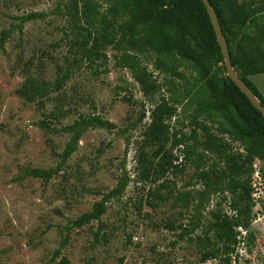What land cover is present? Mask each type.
Wrapping results in <instances>:
<instances>
[{
  "label": "rangeland",
  "instance_id": "374dc122",
  "mask_svg": "<svg viewBox=\"0 0 264 264\" xmlns=\"http://www.w3.org/2000/svg\"><path fill=\"white\" fill-rule=\"evenodd\" d=\"M71 3L0 0V32L11 30L0 48V264H219L221 256L203 259L202 252L209 248L207 237H212V211L234 213L228 193H212L198 211L191 208L194 201L183 208L172 200L179 192L194 195L202 189L198 170L223 163L212 153L199 155L203 151L199 146L184 158L179 147L173 150L179 155L174 162L178 170L156 174L144 170L149 165L140 158L152 157L153 150L141 143L150 122L149 110L161 96L172 97L167 91L172 77L153 70L150 54H140L157 82H166V87L144 95L130 71L117 65L119 51L112 45L101 49L102 56L94 63L81 60L74 41L85 32L83 28H94L83 18L71 17ZM112 5L104 0L97 8L113 16L108 12ZM30 13L39 15L22 21ZM67 68L69 77L55 87ZM179 69L190 78L195 75L185 63ZM30 79L46 83L47 94L34 100L20 97L17 89ZM173 81L175 90L182 91V82ZM176 105L171 128L190 135L191 108L186 101ZM93 114L115 126L86 128L76 150L47 182L28 174L34 167L57 166V153L69 139L68 133L47 126L59 129L81 115ZM211 130L218 133L216 125ZM219 136L229 141L226 134ZM196 138L203 139L199 128ZM230 150L242 148L230 141ZM251 168V214L248 221L241 216L247 229L236 228L239 242L231 264H264V161L255 159ZM123 175L128 183L122 194L106 201L100 221L65 228ZM160 195L169 198L160 200ZM65 235L68 239L60 246ZM56 249L60 253L54 257Z\"/></svg>",
  "mask_w": 264,
  "mask_h": 264
},
{
  "label": "trees",
  "instance_id": "16d2710c",
  "mask_svg": "<svg viewBox=\"0 0 264 264\" xmlns=\"http://www.w3.org/2000/svg\"><path fill=\"white\" fill-rule=\"evenodd\" d=\"M99 1L104 0H72L69 7L72 18H83L88 26L94 28L81 27L85 32L79 33V38L74 41L79 58L94 63L102 56L100 50L112 45L119 51L117 65L130 71L144 95H149L156 88L166 87V82H157L140 54H150L153 70L171 75L167 91L172 92V97L161 96L160 101L149 110L150 122L141 140L143 145L153 148L152 157L147 158L143 154L140 161L149 165L144 170L152 171V174L164 173L171 168L178 170V164L174 162L179 155L173 154L174 148L180 147L179 152L188 158L199 146L203 150L199 155L204 157L205 152L212 153L223 163L217 168L198 170L202 189L194 195L179 192L172 203L188 208L194 201L191 208L198 211L209 202L212 193H228L229 208L234 213L227 214L217 208L212 211L209 224L212 237H207L209 248L202 252V258L221 256L219 264H231V254L239 242L236 228L244 227L242 220L248 221L251 214V165L255 159L264 161V115L226 75L223 56L202 0H111L113 5L108 12H112L113 16L100 13L97 8ZM209 2L225 36L234 70L264 105V98L248 79L251 74L264 72V0ZM95 14H98L97 18H93ZM37 15L39 13H30L21 19L25 21ZM115 15L122 18L117 21ZM10 32V29L0 32V48ZM181 63L195 73L193 78L180 71ZM69 74L67 68L55 82V87L60 86ZM176 79L182 82V91L175 90L177 83L173 80ZM48 88L46 83L30 79L17 89V94L26 100H34L45 96ZM182 101H186L191 108L189 121L193 129L190 135L171 128L169 123L177 112L176 104ZM143 116L144 113L140 119ZM213 125H216L218 133L212 132ZM114 126V123L95 114L81 115L59 129L47 126L56 132L68 133L69 139L62 152L57 153L60 158L57 166L34 167L27 171L28 174L47 182L76 150L86 128L110 130ZM196 128L200 129L202 140L196 138ZM219 134H226L229 141ZM189 139L195 142L188 143ZM230 141L238 142L242 151L230 150ZM212 172L215 177H212ZM127 183V175L121 176L114 187L94 202L89 210L71 219L65 228L100 221L106 211V201L122 194ZM158 198L165 200L169 197L160 195ZM67 239L68 235H65L60 246H64ZM59 253L60 249H56L54 257Z\"/></svg>",
  "mask_w": 264,
  "mask_h": 264
},
{
  "label": "water",
  "instance_id": "95a60500",
  "mask_svg": "<svg viewBox=\"0 0 264 264\" xmlns=\"http://www.w3.org/2000/svg\"><path fill=\"white\" fill-rule=\"evenodd\" d=\"M203 4L205 5L207 9V13L210 17L217 42L220 47L221 54L223 56V61H224V66L226 69V75L234 82V84L240 89L241 92H243L251 104L257 108L262 115H264V105L261 103V101L252 93L250 88L242 81V79L238 76L236 71L234 70L229 53H228V47H227V42L225 39V36L222 32L218 17L215 13V10L209 0H202Z\"/></svg>",
  "mask_w": 264,
  "mask_h": 264
},
{
  "label": "crops",
  "instance_id": "0c3cea01",
  "mask_svg": "<svg viewBox=\"0 0 264 264\" xmlns=\"http://www.w3.org/2000/svg\"><path fill=\"white\" fill-rule=\"evenodd\" d=\"M248 79L257 88L259 93L264 98V72L251 74L248 76Z\"/></svg>",
  "mask_w": 264,
  "mask_h": 264
},
{
  "label": "built area",
  "instance_id": "2783aa9c",
  "mask_svg": "<svg viewBox=\"0 0 264 264\" xmlns=\"http://www.w3.org/2000/svg\"><path fill=\"white\" fill-rule=\"evenodd\" d=\"M255 176L259 177V171L258 170L255 171Z\"/></svg>",
  "mask_w": 264,
  "mask_h": 264
}]
</instances>
